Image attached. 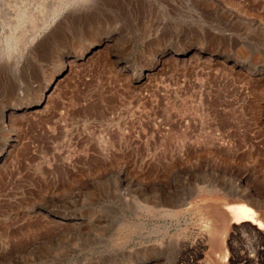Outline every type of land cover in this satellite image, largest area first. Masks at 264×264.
<instances>
[{"label":"rangeland","instance_id":"obj_1","mask_svg":"<svg viewBox=\"0 0 264 264\" xmlns=\"http://www.w3.org/2000/svg\"><path fill=\"white\" fill-rule=\"evenodd\" d=\"M211 1L0 0L2 39L38 32L0 71V264H264L227 208L228 174L264 200V0Z\"/></svg>","mask_w":264,"mask_h":264},{"label":"bare ground","instance_id":"obj_2","mask_svg":"<svg viewBox=\"0 0 264 264\" xmlns=\"http://www.w3.org/2000/svg\"><path fill=\"white\" fill-rule=\"evenodd\" d=\"M2 1V0H1ZM209 2L208 3H211L212 4V1L211 0H208ZM215 1V0H214ZM6 2V1H5ZM88 2V1H87ZM81 3V2H80ZM1 4V3H0ZM6 4V3H5ZM70 4V2H65V7L63 8H59L58 11H57V18L58 16L61 14L62 10L64 8H66L68 5ZM210 5V4H209ZM214 5V4H213ZM8 5L6 4L4 6V8H6ZM62 6V5H61ZM2 7V6H1ZM225 7L228 8L227 6H225V4H220L218 5V9L223 11L224 14L227 15V17L229 16H232V13H231V10H228L226 11L225 10ZM83 9V8H82ZM81 9V10H82ZM229 9V8H228ZM1 10V9H0ZM5 10V9H4ZM69 10V9H68ZM70 11V10H69ZM76 11V10H75ZM8 12V11H7ZM243 12V11H242ZM2 13H4V11H2ZM1 13V14H2ZM6 13V11H5ZM9 13V12H8ZM78 13V12H76ZM55 15V14H54ZM68 15V14H67ZM85 15V14H84ZM233 15H238V14H235L233 13ZM2 16L4 17L5 15L2 14ZM15 18L14 19V22H12L10 24V22L6 21V20H9L10 21V18L8 16V19H5L4 22L1 21L2 25H4L5 23L8 24V34H12V37H11V34L10 36L7 38L6 36V40L2 39V37H0V71L2 70H5L7 71L9 68H14V67H17L20 65V63L22 62V56L21 54L24 52L25 50V47L27 45H29V43H33L35 40H36V34H38V32L36 31V33H34L33 35H31L29 38H26L27 40H25L26 42H24L25 44L21 47L20 51L16 50V45L17 43L19 42H16V40L19 38V35L15 33H17L16 31L18 29H22L23 27L21 26L22 25V22L23 20L25 21L26 20V13L24 10H18L16 12V14L14 15ZM65 16V15H63ZM241 16V15H240ZM235 17V16H234ZM237 17V16H236ZM231 18V17H230ZM60 19V18H59ZM71 19V18H70ZM245 20V19H244ZM251 20V19H250ZM66 21V20H65ZM8 22V23H7ZM243 22V21H242ZM251 22V21H250ZM253 23V22H252ZM257 23H261V22H257ZM255 23V24H257ZM1 25V26H2ZM48 23H45L42 25V30H47L46 28L48 27ZM21 26V28H20ZM253 26V25H252ZM258 26V24H257ZM58 27V25H57ZM261 25L259 24V26L257 28H260ZM53 29V28H52ZM10 30V31H9ZM36 30V29H35ZM58 30V29H57ZM39 31V30H38ZM60 31V30H59ZM35 32V31H34ZM44 32V31H43ZM52 32V31H51ZM23 33V32H22ZM32 34V33H31ZM18 35L17 39H16V36ZM21 35V34H20ZM99 37V36H98ZM101 39V38H100ZM21 41V40H20ZM13 42H15V46H13ZM9 44L12 45V47L9 46ZM39 44V43H38ZM40 47V46H39ZM91 48V47H90ZM93 48V47H92ZM171 52H178L179 50V47L176 46V45H173V47H171ZM181 48V47H180ZM84 50V49H83ZM184 50V48H183ZM32 51V50H31ZM94 51V50H93ZM81 52L82 50L79 49L75 55H81ZM86 52V51H85ZM161 53V52H160ZM162 54V53H161ZM74 55V56H75ZM59 56V55H58ZM57 58V57H56ZM69 60H63V58H60L58 59V62H57V65L58 67H56L54 69L53 72H51L47 77H46V81L44 82L43 85H38V94H37V97H36V102L39 103L41 101H43L46 97V92L48 90V87L49 85L52 83V81L54 80V77L56 74H58L62 69L63 67H66L67 66V63H68ZM24 64V63H23ZM70 64V63H69ZM124 66V65H123ZM132 67V66H131ZM263 69V67H262ZM4 71V73H5ZM50 72V70H49ZM134 73H132L133 75ZM136 74V73H135ZM135 76V75H134ZM41 78V77H39ZM60 78V77H59ZM32 91V90H31ZM32 95V94H31ZM48 95V94H47ZM48 97V96H47ZM29 100V99H28ZM48 100V99H47ZM9 103H4V105L0 106V123L4 126L3 123H6L5 127L6 128H9V121L7 120V116H8V107L9 106ZM18 103V102H17ZM11 107L14 105V103H10ZM21 105V103H20ZM18 106V105H17ZM12 109V108H11ZM11 112V111H10ZM10 116V115H9ZM230 127V126H229ZM4 146H6L7 142H3ZM3 146V145H2ZM4 148V147H3ZM225 173V172H224ZM213 174V173H212ZM226 174V173H225ZM229 176V179L230 181L233 183L232 185L235 184V188H236V191L240 197H242L243 199H245V202H240V203H235V204H230L227 206V208L229 209L230 213L232 214L235 222L237 224H241L239 226V228L241 229H246L248 230V232H252V233H255L256 235H259V237H262L261 236V233H260V229L264 228V222L262 220H260L258 218V215H257V211L255 208H258L261 207V206H264L263 205V198H259L258 196H256V194H254V192L252 191L250 185L248 183H246L245 180H243L242 178L240 177H236V176H230V174H228ZM202 185V184H201ZM202 189L206 190V191H209V192H215L219 187H217V185H211L210 187H207V186H200ZM167 201V200H166ZM168 202V201H167ZM167 202L165 204H162L165 205L166 207H170L171 204H167ZM161 204V205H162ZM173 205V204H172ZM163 208L165 209V207L163 206ZM162 209V208H161ZM163 209V214L166 216H170L171 214L175 213L172 208H168L166 210ZM213 209V213H214V216L215 217H219V214L217 213L216 209L215 208H211ZM160 210V209H159ZM161 211V210H160ZM216 213V214H215ZM162 214V215H163ZM173 216V215H172ZM215 228V227H213ZM238 228V229H239ZM214 230H209L208 231V239L210 238V233L212 234ZM240 231V230H239ZM249 232V233H250ZM247 233V232H246ZM200 235V239L198 240H195V241H192L190 244H181V250L182 251H188L190 253H193V255H195L198 250H199V247L200 245L202 244V241L204 240L205 238V235L204 233H199ZM216 235V233L214 234ZM184 242V241H183ZM193 244V246H192ZM195 246V247H194ZM237 251V250H236ZM184 253V252H183ZM198 254V253H197ZM146 255V254H145ZM235 256L236 258L238 257L239 261L243 264H255L256 261L253 263V260L251 258V256L248 254L246 255H239V252H236L235 253ZM235 258V259H236ZM135 259V258H134ZM177 259V258H176ZM235 259L233 261H235ZM131 261V260H130ZM232 261V263H233ZM238 261V260H237ZM134 261H131L129 264H134L132 263ZM149 262V261H148ZM259 262V261H258ZM120 263V262H119ZM193 260L192 259H183V256L181 258H179L178 260H176L175 264H193ZM235 263V262H234ZM238 263V262H237ZM236 263V264H237ZM156 264V263H154Z\"/></svg>","mask_w":264,"mask_h":264}]
</instances>
